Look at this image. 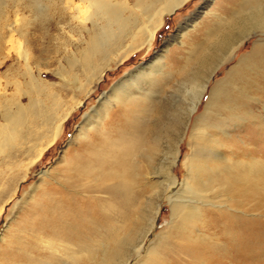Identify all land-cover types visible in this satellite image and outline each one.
<instances>
[{
  "label": "bare ground",
  "instance_id": "bare-ground-1",
  "mask_svg": "<svg viewBox=\"0 0 264 264\" xmlns=\"http://www.w3.org/2000/svg\"><path fill=\"white\" fill-rule=\"evenodd\" d=\"M186 1L0 0V66L14 45L17 54L0 71L2 161L15 167L17 155L30 161L41 157L82 103L76 98L67 106L56 83L40 77L51 65L49 39L27 38L24 28L29 23L18 17L23 9L36 17L46 36L49 11L58 7L67 67L58 75L71 80L76 96L85 97L114 64L150 47L164 15ZM236 2L239 8L230 17L215 15L220 21L206 30V39L191 42L187 66L178 65L182 56L162 54L102 95L79 127L77 147L56 170L59 186L42 174L44 186L31 205L25 235L4 245L0 264H128L129 256L143 249L165 195L170 221L136 264H264V84L249 75L258 62L264 63V47L241 60L248 71L236 70L210 91L205 112L191 126L182 183L174 172L182 131L212 75L189 77L191 63L219 41L222 21L228 25L241 16L253 25L264 23L254 12L264 0ZM8 7L22 21L18 28L7 23ZM3 28L20 38L6 39ZM182 29L181 35H187V26ZM176 81L191 88L185 90V105L178 106L183 116L172 113L165 120L157 96H173Z\"/></svg>",
  "mask_w": 264,
  "mask_h": 264
},
{
  "label": "rangeland",
  "instance_id": "rangeland-1",
  "mask_svg": "<svg viewBox=\"0 0 264 264\" xmlns=\"http://www.w3.org/2000/svg\"><path fill=\"white\" fill-rule=\"evenodd\" d=\"M40 1L46 3L44 2L46 0ZM126 1L129 4H132L133 2V0ZM236 1L237 0H187L185 4L176 9L172 14L164 15L163 23L157 30L154 41L150 47L132 54L130 60L125 63L114 64L112 68L106 71L101 79L95 82L92 86L91 92L85 97L82 95L76 96L77 93L71 88V86L74 88L75 85L69 83L71 80H69V78H62L58 75V72H61L62 66H64L63 68H67L61 49L60 40H62V33L59 24L57 23L59 15L58 7L49 11L51 17L50 20H48L49 24H46L47 28L45 31L47 30L48 32L46 36H43L42 30L39 29L40 27L37 25L36 17L31 12L27 11V9H23L24 15L20 14L18 17L25 16L29 23L24 28L27 33V38L45 39V42L46 39H49L47 45V60L51 65L45 67L41 71L40 77L45 81L56 83V86L59 87V91H57L64 98L67 106L73 105L76 98L81 99L82 103L70 112L68 118L63 122L58 137L47 149L42 151L43 154L41 153V157L38 159L31 160V162L28 157L17 155L16 159L19 160L18 165L10 167L2 161V156L0 157V251L6 243L12 240L13 237L20 234L25 235L24 232L22 233V229L25 226L28 217L31 215V205L44 186L41 179L42 174L45 172L47 173L46 175L53 177L55 181H52V185L59 186L61 176L56 173V170H59L60 167L63 166L66 157H68L77 147L78 140L80 139L78 136L79 127L82 125L85 115L90 113L94 106L99 105V100L102 95L109 92L111 86L118 80L120 82L125 80L131 74L136 73L138 69L146 66L151 60L154 61L157 58H160L162 54L167 55V57L169 56L168 58L173 55L182 56L181 60L177 63H179L178 65L181 67L187 66L185 60L190 50L191 42H193V40L200 41L206 39V30L214 28L216 22L220 21L218 18H215V15L225 18L230 17L234 10L239 8ZM13 10V8L8 7L5 11V17H8L7 23L13 22V27L18 28L22 21L15 20ZM254 12L260 14L258 17H264V3L261 6H258L257 11ZM4 23V21H1L2 26ZM252 25L253 24L241 16L228 25L226 20L222 21L220 23L222 29H220L218 34L219 37L217 38L219 41L216 43L211 42L208 45V49L203 53V58L198 59L199 61L197 62L193 61L191 63L193 66V73H189V77L193 79H203L210 73H212V75L197 109L191 114L187 127L182 131V137L179 144V157L174 165V172L178 177L179 183L183 182L186 174L183 162L185 155L189 153L188 142L191 128L196 119L205 112V104L210 91L215 88L218 83L225 81L228 76H232L236 70L248 71V69L240 63L241 60L250 57L249 55H251L254 48L260 49L261 47H264V23L260 26ZM181 26H187V35H181L182 32L184 33L183 29L180 30ZM192 26L195 27L193 28ZM2 31L3 36L6 39L9 38L14 41L15 39L20 38L16 31L8 32L7 28H3ZM84 34L86 38L87 35L85 32ZM244 34L247 36L242 38ZM240 39L243 40L235 51L232 52L230 56L225 57L229 52L230 46L237 44ZM16 55L14 45L13 49L10 51L9 57L3 60V64L0 66V71L5 70L6 67L13 62V58ZM224 57L225 59L223 60ZM258 63V69H256V72H250L249 75L252 79L255 78L254 80H256L257 83L262 85L264 84V63ZM78 77L79 81H84V77ZM184 83L185 84L179 86L177 81L173 83L172 90L173 93L175 92L173 96L170 94H165L162 98L159 95L157 96V100H159L158 102L162 105L161 107L164 110L163 114H166V116H164L165 120L168 119L172 113H181L183 116V112L178 106L181 105L182 108V106L185 105L184 102H187L185 99V90L186 88L189 90L191 88L190 83ZM141 87L144 88L143 83H141ZM176 87L177 89H175ZM250 91L252 95L256 92L252 88ZM135 92L139 91L135 90ZM155 94L157 95V92L154 93V95ZM254 95H256V93ZM20 100L23 103L26 102L25 97H21ZM257 104L260 107L261 103L258 102ZM257 104L255 109L262 114L263 109L259 108ZM46 175L44 178L47 179L48 176ZM38 184H41L40 187L33 191ZM166 198L167 195H165L160 202L159 213L152 230L145 238L143 249L139 251L138 254L132 253L129 256L128 264H136L140 261L146 248L151 245L157 234L160 233L170 221L169 205Z\"/></svg>",
  "mask_w": 264,
  "mask_h": 264
}]
</instances>
